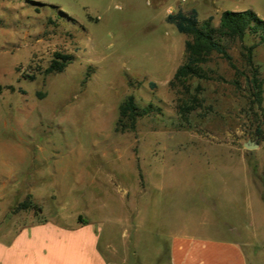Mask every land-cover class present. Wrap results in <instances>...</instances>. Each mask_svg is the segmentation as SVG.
Returning <instances> with one entry per match:
<instances>
[{"label": "rangeland", "instance_id": "rangeland-1", "mask_svg": "<svg viewBox=\"0 0 264 264\" xmlns=\"http://www.w3.org/2000/svg\"><path fill=\"white\" fill-rule=\"evenodd\" d=\"M192 10L213 27L226 10L264 21V0H0L1 239L32 220L82 219L99 225L113 264H167L175 229L142 223L186 222L195 233L242 231L249 264H264L259 213L236 230L226 202L249 190L243 163L264 193V45L223 39L225 53L199 65L204 77L172 88L192 36L167 17ZM56 52L74 59L45 73ZM255 78L261 108L250 95ZM197 85L201 102L179 114ZM128 95L160 110L117 131Z\"/></svg>", "mask_w": 264, "mask_h": 264}, {"label": "crops", "instance_id": "crops-1", "mask_svg": "<svg viewBox=\"0 0 264 264\" xmlns=\"http://www.w3.org/2000/svg\"><path fill=\"white\" fill-rule=\"evenodd\" d=\"M240 167L249 190L244 193L243 201L235 193L226 195L232 218L237 222L246 218L254 222L258 212L259 221L264 223V193L257 188L255 176L248 171L247 164ZM215 178L211 180L220 179ZM211 207L212 204L207 208ZM237 224L233 229L241 227L239 222ZM142 225L156 230L175 229L169 233L167 264H249L245 245L250 240L240 230L235 231L233 237H221L192 232L186 222L160 221L151 226ZM99 239L100 227L93 221L32 220L22 224L9 238H0V264H113L101 249ZM106 245L109 247L111 243Z\"/></svg>", "mask_w": 264, "mask_h": 264}, {"label": "trees", "instance_id": "trees-1", "mask_svg": "<svg viewBox=\"0 0 264 264\" xmlns=\"http://www.w3.org/2000/svg\"><path fill=\"white\" fill-rule=\"evenodd\" d=\"M167 21L174 24L179 33L192 36V40H186L184 43L185 62L176 69L172 79L169 81V85L172 88L175 84L181 86L189 83V80L194 76L204 77L203 72L198 67L206 62L207 56L211 52L225 53L222 45L223 39L238 38L243 40L248 35L257 40V43L264 45V21L252 10L223 11L217 27L211 25L210 18L200 24L195 10L187 14L182 12H178L175 15L169 14ZM73 59L74 57L71 54L56 52L45 73L62 72ZM249 83L251 84L250 95L252 102L258 108H261L262 82L255 78ZM10 88L13 89L12 86ZM186 90L188 91V89ZM200 90V85L194 87V94L190 95L178 106L179 114H186L194 109L196 105H199L201 100L197 94ZM187 101L192 104L189 105ZM158 110L160 108L154 104L140 105L133 95H128L119 104L115 130L133 129L138 117L155 114Z\"/></svg>", "mask_w": 264, "mask_h": 264}, {"label": "water", "instance_id": "water-1", "mask_svg": "<svg viewBox=\"0 0 264 264\" xmlns=\"http://www.w3.org/2000/svg\"><path fill=\"white\" fill-rule=\"evenodd\" d=\"M244 146L251 149V148L257 147L258 143L255 140H247L246 142H244Z\"/></svg>", "mask_w": 264, "mask_h": 264}]
</instances>
